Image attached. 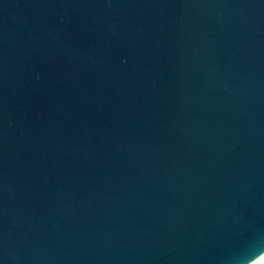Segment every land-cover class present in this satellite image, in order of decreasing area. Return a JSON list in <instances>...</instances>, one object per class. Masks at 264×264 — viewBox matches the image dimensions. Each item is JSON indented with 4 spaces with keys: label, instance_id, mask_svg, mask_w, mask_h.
<instances>
[{
    "label": "water",
    "instance_id": "water-1",
    "mask_svg": "<svg viewBox=\"0 0 264 264\" xmlns=\"http://www.w3.org/2000/svg\"><path fill=\"white\" fill-rule=\"evenodd\" d=\"M263 252L264 0H0V264Z\"/></svg>",
    "mask_w": 264,
    "mask_h": 264
},
{
    "label": "bare ground",
    "instance_id": "bare-ground-1",
    "mask_svg": "<svg viewBox=\"0 0 264 264\" xmlns=\"http://www.w3.org/2000/svg\"><path fill=\"white\" fill-rule=\"evenodd\" d=\"M248 264H264V252Z\"/></svg>",
    "mask_w": 264,
    "mask_h": 264
}]
</instances>
